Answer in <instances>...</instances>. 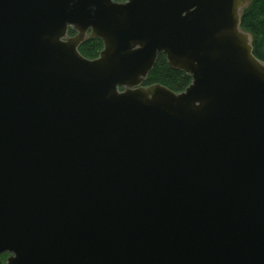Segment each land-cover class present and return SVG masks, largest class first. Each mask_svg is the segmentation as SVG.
Returning <instances> with one entry per match:
<instances>
[{"label": "water", "instance_id": "obj_1", "mask_svg": "<svg viewBox=\"0 0 264 264\" xmlns=\"http://www.w3.org/2000/svg\"><path fill=\"white\" fill-rule=\"evenodd\" d=\"M251 1L0 0L5 264H264Z\"/></svg>", "mask_w": 264, "mask_h": 264}, {"label": "trees", "instance_id": "obj_2", "mask_svg": "<svg viewBox=\"0 0 264 264\" xmlns=\"http://www.w3.org/2000/svg\"><path fill=\"white\" fill-rule=\"evenodd\" d=\"M241 27L253 36V54L264 62V0H252L244 11ZM102 49L99 39H89L79 47L81 55L87 59L98 57ZM191 78L180 71L170 70L164 55L157 58L154 68L148 75L145 86L160 84L174 93L183 92L190 84ZM7 255L0 256V264H5Z\"/></svg>", "mask_w": 264, "mask_h": 264}, {"label": "flooded vegetation", "instance_id": "obj_3", "mask_svg": "<svg viewBox=\"0 0 264 264\" xmlns=\"http://www.w3.org/2000/svg\"><path fill=\"white\" fill-rule=\"evenodd\" d=\"M69 35H74L72 31H69ZM103 47V46H102ZM102 50V49H101ZM97 58V57H96ZM95 59V58H94ZM145 86V85H144Z\"/></svg>", "mask_w": 264, "mask_h": 264}, {"label": "rangeland", "instance_id": "obj_4", "mask_svg": "<svg viewBox=\"0 0 264 264\" xmlns=\"http://www.w3.org/2000/svg\"><path fill=\"white\" fill-rule=\"evenodd\" d=\"M8 256V255H7ZM7 258V257H6ZM6 261V260H5Z\"/></svg>", "mask_w": 264, "mask_h": 264}]
</instances>
